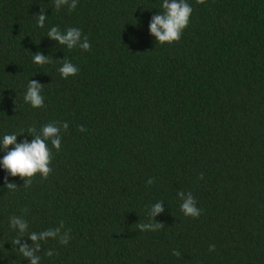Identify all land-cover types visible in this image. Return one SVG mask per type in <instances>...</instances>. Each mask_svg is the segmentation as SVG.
<instances>
[{
	"label": "trees",
	"instance_id": "trees-1",
	"mask_svg": "<svg viewBox=\"0 0 264 264\" xmlns=\"http://www.w3.org/2000/svg\"><path fill=\"white\" fill-rule=\"evenodd\" d=\"M162 3L57 11L54 0H0V140L68 123L59 152L48 142L46 180L24 187L0 166V264H29L13 251L14 216L28 222L30 246L28 233L61 221L70 230L67 245L42 242L40 264H264V0H187L189 24L170 45L149 31ZM54 26L79 28L90 51L52 40ZM37 53L50 63H33ZM64 59L77 75L61 77ZM30 80L44 85L43 108L24 102ZM179 191L192 193L198 218L182 213ZM158 201L164 227L140 231Z\"/></svg>",
	"mask_w": 264,
	"mask_h": 264
},
{
	"label": "clouds",
	"instance_id": "clouds-1",
	"mask_svg": "<svg viewBox=\"0 0 264 264\" xmlns=\"http://www.w3.org/2000/svg\"><path fill=\"white\" fill-rule=\"evenodd\" d=\"M77 3L78 0H54V6L57 11L62 6H67L69 11L75 10ZM196 3L204 4L205 0H196ZM162 8L163 11L160 14L151 17L149 31L155 37L157 43L170 45L181 39L184 29L189 24L193 8L187 3V0H163ZM35 18L37 26L43 28L46 21L44 9ZM47 36L57 41L58 44L66 46L69 50L79 47L84 51H90L91 48L86 36L81 39L82 32L79 28L70 27L65 31H61L59 27L54 26L48 31ZM33 63L43 66L49 64L50 60L49 57L46 58L44 55L37 53L33 55ZM58 71L63 79H67L69 76L77 75L79 69L70 61L64 59ZM43 86L35 80H30L24 95V102L30 104L32 108H43L44 97L41 95ZM61 126L65 131L68 129L67 122L59 121L43 125L39 132L35 127H29L28 135L33 137L31 142L25 139L23 142L18 143V135H4L2 140H0V150L6 152V155L0 159V166L3 167L8 175L12 177L19 176L24 181V187L31 186L32 178L36 174H40L42 179L46 180L52 172V168L49 167L52 160V151L49 148L48 142L50 141L52 148L59 152L61 148ZM79 131L84 132L86 129L80 126ZM10 146L11 150H9ZM199 178L202 179L203 174ZM154 182L153 179L147 181L149 185ZM5 186L7 189L13 191L17 188L15 183L8 182L7 176H5ZM177 195L182 200L180 209L185 216L198 218L201 215V211L197 208V202L191 192L185 194L183 191H179ZM162 204V201H158L151 206L148 213L151 220L148 223H138L137 227L140 231H158L164 227L163 224L154 221V217L163 211ZM9 224L12 229L19 233L17 238L11 241L13 251H16V246L19 245V253L29 261V264H40L41 256L38 253L41 252L42 242H46L51 238L58 240L61 245H67L71 239L70 230L61 231L64 228V223L61 221L60 226L54 229L28 233L27 238L32 241V245L30 246L26 242L22 243L24 234L29 227L28 222L22 217L14 216L10 218ZM214 250L215 245H209V251ZM45 254L51 257L54 253L52 250H48ZM172 254L177 257L180 256V253L176 250H173Z\"/></svg>",
	"mask_w": 264,
	"mask_h": 264
}]
</instances>
